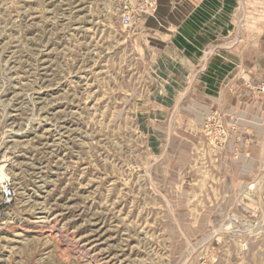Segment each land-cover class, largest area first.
Instances as JSON below:
<instances>
[{
	"label": "rangeland",
	"instance_id": "374dc122",
	"mask_svg": "<svg viewBox=\"0 0 264 264\" xmlns=\"http://www.w3.org/2000/svg\"><path fill=\"white\" fill-rule=\"evenodd\" d=\"M261 86L264 0H0V264H264Z\"/></svg>",
	"mask_w": 264,
	"mask_h": 264
},
{
	"label": "built area",
	"instance_id": "2783aa9c",
	"mask_svg": "<svg viewBox=\"0 0 264 264\" xmlns=\"http://www.w3.org/2000/svg\"><path fill=\"white\" fill-rule=\"evenodd\" d=\"M260 92H264V86L257 88ZM233 116L227 115L228 122H220L219 126L221 127L223 133L225 134L224 138H226V134L230 133V131L234 130V123H233ZM264 157V155H263ZM264 163V161H263ZM14 198V189L9 186L5 185L2 187L0 192V205L6 206L12 202Z\"/></svg>",
	"mask_w": 264,
	"mask_h": 264
}]
</instances>
